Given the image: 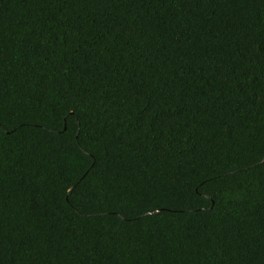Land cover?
I'll return each instance as SVG.
<instances>
[{"label":"trees","instance_id":"trees-1","mask_svg":"<svg viewBox=\"0 0 264 264\" xmlns=\"http://www.w3.org/2000/svg\"><path fill=\"white\" fill-rule=\"evenodd\" d=\"M0 264H264V0H0Z\"/></svg>","mask_w":264,"mask_h":264}]
</instances>
